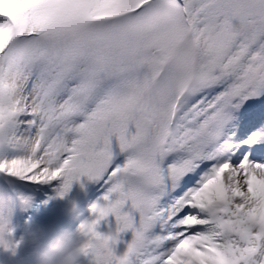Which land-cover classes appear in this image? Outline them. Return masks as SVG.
Listing matches in <instances>:
<instances>
[{
  "label": "snow or ice",
  "instance_id": "6c2138e0",
  "mask_svg": "<svg viewBox=\"0 0 264 264\" xmlns=\"http://www.w3.org/2000/svg\"><path fill=\"white\" fill-rule=\"evenodd\" d=\"M82 178L90 264H264V0H0V217Z\"/></svg>",
  "mask_w": 264,
  "mask_h": 264
},
{
  "label": "rangeland",
  "instance_id": "374dc122",
  "mask_svg": "<svg viewBox=\"0 0 264 264\" xmlns=\"http://www.w3.org/2000/svg\"><path fill=\"white\" fill-rule=\"evenodd\" d=\"M87 181L88 180L86 178H82L81 181L74 182L71 186V190L63 198H61V195L59 194L61 186V181L59 180L53 181L51 184L36 186L35 190L38 191V194L35 196L30 195L31 203L29 207L25 208L20 203L15 205L12 215V225L15 229L14 239L16 241L23 240V243L21 244L16 256H12L9 252H5L0 249V264H26L31 258V256L28 255L26 248L29 243H33V245L37 247L39 243L43 242L40 238L43 232L49 233L48 231H50L54 226H57L55 221L48 224L46 217L50 216L53 220H56L57 218L60 219L62 214L67 209L69 210L71 208L73 203V201L66 203V198L73 192H76L78 196L82 191L87 189ZM40 193L41 195L46 194V196L39 197ZM97 203L101 206H106L108 201L100 199L99 196L94 198V200H91L90 207L86 206L82 209V216L79 219L80 222L83 220L91 222L96 219V214H94L90 209L92 205ZM26 212H31V214L28 215L27 218L22 219L21 214ZM51 225H53V227ZM79 228L74 233L72 231V233L78 234ZM116 228V218L115 216L110 215L106 219L100 221L97 231L107 233L110 230L114 231ZM121 238L123 242L118 246L119 252H122L125 249L127 242L131 240V231L121 233ZM85 264H90V258L89 261L85 262Z\"/></svg>",
  "mask_w": 264,
  "mask_h": 264
},
{
  "label": "clouds",
  "instance_id": "9594fccd",
  "mask_svg": "<svg viewBox=\"0 0 264 264\" xmlns=\"http://www.w3.org/2000/svg\"><path fill=\"white\" fill-rule=\"evenodd\" d=\"M70 190L71 188L61 198L66 196ZM23 206L27 208L30 204ZM90 210L92 211V206ZM69 213L76 219L82 216L75 202L72 203ZM12 215L0 217V249L16 256L23 240L14 239L15 229L12 225ZM86 222L87 220L81 221L78 234L58 232L54 233L51 239L39 243L33 253L35 264H85L90 237V234L82 227ZM121 233L122 231L117 226L114 231L110 230L107 233L97 231L94 239L102 253L109 257L111 264H132L135 249L131 241L127 242L122 252L118 251V246L123 242Z\"/></svg>",
  "mask_w": 264,
  "mask_h": 264
},
{
  "label": "bare ground",
  "instance_id": "6f19581e",
  "mask_svg": "<svg viewBox=\"0 0 264 264\" xmlns=\"http://www.w3.org/2000/svg\"><path fill=\"white\" fill-rule=\"evenodd\" d=\"M87 184L91 185L92 182H88ZM105 194H106V188L102 189V191L99 192V188L97 186H95L93 188L91 194H90V197L86 198L82 202V204L81 203H79L80 205L78 204V206H80L79 209L82 211V208H84L85 206L90 207L91 198L94 195H96V197L99 196L100 199H103ZM76 196H77L76 192L71 193L70 196L66 198L65 202L66 203L67 202H71V201L75 202ZM65 212H68V211H65ZM46 220H47L48 224H51V223H53L55 221L57 223V226H56V231L55 230H51L49 235L46 234L44 236V239H45L44 241H46L48 239H51L54 233L65 232L69 228H71V230L73 229V233H74L75 231L78 230V228L80 227V223H81L79 219H76L74 216L70 215V213H65L61 217V219H59V221L51 219L50 216H47ZM53 225H51V226H53ZM102 230H103V228H102ZM26 248H27L28 255L31 256L30 260L26 264H35V257L33 255V253H34V250H35L36 246L33 245V243H29V245ZM87 261H89V257L86 258L85 262H87Z\"/></svg>",
  "mask_w": 264,
  "mask_h": 264
}]
</instances>
